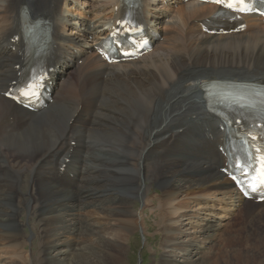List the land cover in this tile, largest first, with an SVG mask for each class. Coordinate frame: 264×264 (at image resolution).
Listing matches in <instances>:
<instances>
[{"label": "bare ground", "instance_id": "bare-ground-1", "mask_svg": "<svg viewBox=\"0 0 264 264\" xmlns=\"http://www.w3.org/2000/svg\"><path fill=\"white\" fill-rule=\"evenodd\" d=\"M25 1L34 14L50 10L52 4L51 15L60 23L63 42L76 44L75 34L70 30L65 35L68 24L58 18L60 0H0V38L8 30L4 24L9 16ZM112 2L88 0L82 5L96 18L102 14L97 9L112 6ZM213 9L190 3L167 11L173 18L163 29L168 49L109 69L93 61L80 74L89 78L87 82L75 79L63 86L57 102L42 113L22 115L17 131L0 128V264H5L4 258L7 264H124L128 239L142 221L129 211L138 197L148 205L143 197L152 192V185H162L153 212L159 218L156 223L163 222L160 263L224 264L214 257L222 246L216 248L212 243L225 224L220 222L222 217L213 221L216 216L208 212V204H222V213H226L240 197L207 158L208 146L195 140L197 129L187 125L180 135L176 129L185 126L183 118L203 110L202 82L264 79V35L210 37L193 28L191 36L189 22ZM10 79L6 74L0 77L1 91ZM85 93L99 100L100 108L92 114L96 129H89L95 135H78V144L88 139L92 149L85 159L75 154L74 159L84 167L80 186L71 191L53 185L40 162L59 152L62 139L76 127L69 122L77 107H82ZM13 110L0 97V116L11 115ZM150 147L156 150L146 154ZM118 191L124 193L118 195ZM22 205L33 218L37 237L33 247L39 254L34 248L26 250L23 224L16 222ZM242 206H248L252 216L262 213L250 203ZM238 244L244 253L239 251L237 259L254 255L250 240ZM230 258L228 254L223 257L226 264H232ZM261 260L257 264L264 262Z\"/></svg>", "mask_w": 264, "mask_h": 264}, {"label": "rangeland", "instance_id": "rangeland-1", "mask_svg": "<svg viewBox=\"0 0 264 264\" xmlns=\"http://www.w3.org/2000/svg\"><path fill=\"white\" fill-rule=\"evenodd\" d=\"M195 33L197 34V32ZM261 34L264 35V33ZM190 35L193 36L194 32L191 31ZM87 134H90V132H88ZM121 152L127 153L129 151L122 150ZM139 176L142 175L139 173ZM151 189V196L147 195V197H149V200L154 199L153 197H155V193L157 194V199L160 198L162 185H152ZM122 193L124 192L118 191V195H122ZM144 198L145 197H143V199ZM18 204L19 203H15V205ZM134 204L135 206H133L129 212L136 213L139 221L141 220V218L142 221H140L139 228L135 230L133 234H131V237H129L128 239L130 241V246L127 247V251L123 255V262L124 264H161L160 258L164 250L161 246L163 235L162 230L160 231V227L163 225V222L159 226V224L156 223L158 222L159 218H156V215L153 214L158 204L156 206V203L150 200V202L147 203L149 205L143 206L144 204L140 197L134 200ZM208 205L210 206L208 212L216 216L213 221L218 220L220 217H222L223 220L226 219L225 215L221 216L220 214L224 208L222 204L218 205L220 208L215 211L213 210L215 209L214 207L218 206L211 202ZM22 207V214L21 216L19 215L20 217L18 216L22 222L21 224L24 225L23 229H21V234L25 236L27 243L26 250L30 252L32 248L37 250V247H33V244L37 242V237H35L33 234V218L30 216V212L26 205H22ZM87 211L91 212L90 209ZM87 215L89 214L87 213ZM253 217L250 218L252 222L250 220L246 221V218H236L233 220L231 219L227 224H225V226L222 228V233L220 232L221 234H219L217 238H214L215 241L212 243L216 246V248L222 246L219 253L214 254L216 260L226 264L225 259H223L226 254L232 257L230 258L232 259V264H242V262H244L245 264H257L259 261H262L260 259L264 260V218L260 219V217ZM30 218L32 219L30 220ZM144 224L146 227L144 226ZM251 227H253L254 230L251 229ZM248 240H250V244H253L254 246V248H250V250L254 251L255 256L253 255L254 257L252 256L250 259L243 258L245 260L240 261L239 259H237L240 255L239 251H242L244 253V248L238 243ZM176 260H179V258H176ZM4 262L5 264H7L8 260L4 258L3 263ZM260 263L263 264L264 262Z\"/></svg>", "mask_w": 264, "mask_h": 264}, {"label": "snow or ice", "instance_id": "snow-or-ice-1", "mask_svg": "<svg viewBox=\"0 0 264 264\" xmlns=\"http://www.w3.org/2000/svg\"><path fill=\"white\" fill-rule=\"evenodd\" d=\"M213 2L218 3V4H223L225 7L228 8H233L235 7V5L231 2H226V0H213ZM239 3L244 5L243 7L240 8L241 11H247V10H251V8H249L246 3L245 0H239ZM262 184H264V179H261L260 181ZM255 187L253 188V191H255Z\"/></svg>", "mask_w": 264, "mask_h": 264}]
</instances>
